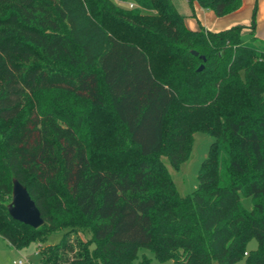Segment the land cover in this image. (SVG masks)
Masks as SVG:
<instances>
[{
  "label": "trees",
  "instance_id": "16d2710c",
  "mask_svg": "<svg viewBox=\"0 0 264 264\" xmlns=\"http://www.w3.org/2000/svg\"><path fill=\"white\" fill-rule=\"evenodd\" d=\"M119 1L0 0V236L23 249L64 229L41 264H133L140 248L264 264V39L254 21L242 40L243 26L187 28L171 0ZM196 131L213 141L180 195L160 155L178 167ZM14 178L37 228L8 212Z\"/></svg>",
  "mask_w": 264,
  "mask_h": 264
},
{
  "label": "rangeland",
  "instance_id": "374dc122",
  "mask_svg": "<svg viewBox=\"0 0 264 264\" xmlns=\"http://www.w3.org/2000/svg\"><path fill=\"white\" fill-rule=\"evenodd\" d=\"M117 3L123 5L124 3L119 0H114ZM178 12L183 16V22L185 16L189 15L191 11V5L187 0H171ZM258 43L260 40L255 39ZM106 128V127H105ZM103 130H100V132ZM103 133V132H102ZM104 136L103 134H101ZM213 141V136L207 132L196 131L192 135V146L190 155L187 160L182 162L178 167H174L167 158L163 155L160 157L169 172L171 178L173 179L175 186L180 195H190L192 194L198 186V174L201 162L207 157L209 152V147ZM11 201V198H10ZM246 203L248 201L246 200ZM64 229L56 230L51 232L45 242H35L30 244L28 247L23 249H16L11 246L6 239L0 236V264H16L22 261V264H41L39 255L37 254L38 248H42L47 244H53L59 241ZM78 234L83 239L90 237L89 230H79ZM258 248L257 241L251 238L245 247L247 252L256 250ZM148 259V264H175L173 260H158L154 253L148 248H140L138 250V256L133 261V264H139L140 260ZM245 256L241 257L234 264H244ZM212 264H217L213 262Z\"/></svg>",
  "mask_w": 264,
  "mask_h": 264
},
{
  "label": "crops",
  "instance_id": "0c3cea01",
  "mask_svg": "<svg viewBox=\"0 0 264 264\" xmlns=\"http://www.w3.org/2000/svg\"><path fill=\"white\" fill-rule=\"evenodd\" d=\"M191 11L184 18V25L191 29L220 32L235 26H243L242 34L248 35L254 21L253 36L264 39V0H242L240 8L224 16H216L211 10L203 9L196 0L189 1Z\"/></svg>",
  "mask_w": 264,
  "mask_h": 264
},
{
  "label": "water",
  "instance_id": "95a60500",
  "mask_svg": "<svg viewBox=\"0 0 264 264\" xmlns=\"http://www.w3.org/2000/svg\"><path fill=\"white\" fill-rule=\"evenodd\" d=\"M249 35H242V40H248ZM192 54L197 55L196 51H191ZM204 60V57L201 56ZM203 65H199L197 70H201ZM10 216L26 225L37 228L43 224L39 209L28 193L26 187L17 179L12 180L11 201L7 205Z\"/></svg>",
  "mask_w": 264,
  "mask_h": 264
},
{
  "label": "built area",
  "instance_id": "2783aa9c",
  "mask_svg": "<svg viewBox=\"0 0 264 264\" xmlns=\"http://www.w3.org/2000/svg\"><path fill=\"white\" fill-rule=\"evenodd\" d=\"M129 7H133V3H129V5H128ZM16 264H22V261H19L18 263H16Z\"/></svg>",
  "mask_w": 264,
  "mask_h": 264
}]
</instances>
